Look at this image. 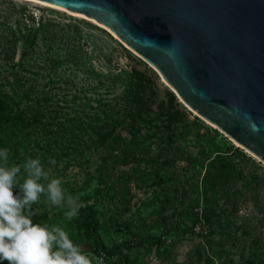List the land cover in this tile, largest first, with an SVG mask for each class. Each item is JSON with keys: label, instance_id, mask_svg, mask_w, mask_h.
Returning a JSON list of instances; mask_svg holds the SVG:
<instances>
[{"label": "rangeland", "instance_id": "obj_1", "mask_svg": "<svg viewBox=\"0 0 264 264\" xmlns=\"http://www.w3.org/2000/svg\"><path fill=\"white\" fill-rule=\"evenodd\" d=\"M0 94L5 166L39 158L81 204L69 222L41 196L34 223L105 264H264V164L105 28L0 0Z\"/></svg>", "mask_w": 264, "mask_h": 264}, {"label": "water", "instance_id": "obj_2", "mask_svg": "<svg viewBox=\"0 0 264 264\" xmlns=\"http://www.w3.org/2000/svg\"><path fill=\"white\" fill-rule=\"evenodd\" d=\"M108 30L264 164V0H34Z\"/></svg>", "mask_w": 264, "mask_h": 264}, {"label": "clouds", "instance_id": "obj_3", "mask_svg": "<svg viewBox=\"0 0 264 264\" xmlns=\"http://www.w3.org/2000/svg\"><path fill=\"white\" fill-rule=\"evenodd\" d=\"M8 159L9 150L0 148V264H105L102 257L84 253L65 228L33 222L40 215L33 206L41 196L53 207L66 208L69 222L79 215L78 197L68 194L60 179L49 180L39 158L7 167ZM49 163L56 161L50 158ZM22 169L26 178L17 187ZM14 189L19 192L14 194Z\"/></svg>", "mask_w": 264, "mask_h": 264}, {"label": "trees", "instance_id": "obj_4", "mask_svg": "<svg viewBox=\"0 0 264 264\" xmlns=\"http://www.w3.org/2000/svg\"><path fill=\"white\" fill-rule=\"evenodd\" d=\"M3 97H5V95H1L0 94V111L2 110V109H7L8 107H9V98H8V103L7 102H4V100H3ZM7 97V96H6ZM174 96L173 97H171V101L173 102L174 101ZM177 113H178V111H177ZM1 119H4V117H1ZM15 120V118H11L10 119V121H11V123H9L11 126H12V121H14ZM8 123V122H7ZM9 126V125H8ZM7 128H9V127H7ZM93 230L95 231L96 230V228L95 227H93Z\"/></svg>", "mask_w": 264, "mask_h": 264}, {"label": "built area", "instance_id": "obj_5", "mask_svg": "<svg viewBox=\"0 0 264 264\" xmlns=\"http://www.w3.org/2000/svg\"><path fill=\"white\" fill-rule=\"evenodd\" d=\"M203 226L199 223L196 225V227L194 228V232L197 233V235L203 234Z\"/></svg>", "mask_w": 264, "mask_h": 264}, {"label": "bare ground", "instance_id": "obj_6", "mask_svg": "<svg viewBox=\"0 0 264 264\" xmlns=\"http://www.w3.org/2000/svg\"><path fill=\"white\" fill-rule=\"evenodd\" d=\"M38 2V1H37ZM236 143V142H235ZM253 156V155H252ZM254 157V156H253ZM255 158V157H254ZM255 159H257V158H255Z\"/></svg>", "mask_w": 264, "mask_h": 264}]
</instances>
